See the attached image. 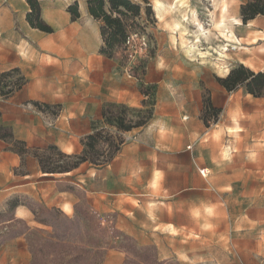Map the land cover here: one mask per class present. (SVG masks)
<instances>
[{
    "label": "rangeland",
    "instance_id": "374dc122",
    "mask_svg": "<svg viewBox=\"0 0 264 264\" xmlns=\"http://www.w3.org/2000/svg\"><path fill=\"white\" fill-rule=\"evenodd\" d=\"M132 1L141 14L128 18L130 34L112 56L101 52L102 22L87 0H40L52 33L28 22L26 0L3 23L5 40L18 36L19 59L0 72H19L0 79L9 89L24 85L0 102L19 100V118L33 132L7 139L21 160L13 169L19 185L0 204V264H264V129L254 133L253 122L240 121L264 108V94L228 91L214 55H188L182 43L195 40L194 19L211 23L207 10L217 22L227 3V19L235 18L237 0H180V13L169 10L162 20L155 0ZM75 2L77 19L69 12ZM182 14L190 23L175 41ZM64 27L83 33L87 53L49 49ZM208 28L211 44L202 40L201 52L220 43L216 24ZM208 98L217 114L206 110ZM195 110L203 124L197 135ZM147 111L151 119L129 131L104 118L120 115L127 124ZM94 126L99 140L90 147Z\"/></svg>",
    "mask_w": 264,
    "mask_h": 264
},
{
    "label": "crops",
    "instance_id": "0c3cea01",
    "mask_svg": "<svg viewBox=\"0 0 264 264\" xmlns=\"http://www.w3.org/2000/svg\"><path fill=\"white\" fill-rule=\"evenodd\" d=\"M247 1L248 0H237L231 6V13L234 15L233 17L238 18L242 22V24H234L233 27V31L237 37L236 39L237 41L236 40L226 41L225 39L218 37L217 39L220 41V43L216 44L215 46L213 45L209 46L210 47L209 52H211L212 50L211 55H214L213 57L214 60L220 63L219 65L220 69H222L226 73H229L231 66L234 63L243 64L256 72L264 71V16L258 15L254 19L250 20L248 22L249 24L243 23L241 16V6ZM18 3L19 0H0V19H2V22H0V69H6L18 64V59H19L18 36L16 35L14 39L5 40L2 34L3 23L11 22L13 15L12 14L13 5ZM36 35L38 38L40 37L39 39H41L42 36L40 34H34L35 39H36ZM225 44H227L228 46H236V49L227 50ZM87 47L84 50V52L81 54H75L74 52H72V50L66 47H60L58 49L64 48L70 54H73L75 56H80L88 51L87 50L89 49L88 41H87ZM209 47H206V49L208 50ZM219 56L222 57L219 58ZM197 95L198 94L195 93L196 100L197 99L199 100L200 95L199 97ZM256 98L259 99V97ZM224 111L226 114H229L227 107H225ZM190 115H191L190 116L191 128L197 135L203 129L202 121L199 119V111L198 110L192 111ZM20 116H23V112L22 109L19 107V100H17L15 97H10L0 102V125L4 127H10L12 129L14 138L16 140L24 141L30 135H32L33 123L31 122L29 125L27 122L26 126L23 125L19 118ZM242 120L245 121V123L253 122L254 127H250L249 129L253 130L254 133L255 132L260 133L264 129V108L262 107V110L259 111L254 109L250 110V115L244 117V119L240 118V121ZM46 133L47 135H49L50 131L47 130ZM69 139L70 138L68 137V139H66V142L67 141L72 142ZM177 139L179 144L178 148L180 149L183 148L181 146L183 144V138L178 137ZM10 145L11 144L7 140L0 138V204L2 203L3 198L5 196L4 192H6L7 190H12L13 188L18 187L19 185L17 181H14L16 179L15 176L13 175V169L19 164L21 157L11 149ZM230 147L231 146H229V149ZM206 170L208 171V175H209L210 169L206 168ZM208 175L206 177H208ZM202 177L204 176L202 175Z\"/></svg>",
    "mask_w": 264,
    "mask_h": 264
},
{
    "label": "trees",
    "instance_id": "16d2710c",
    "mask_svg": "<svg viewBox=\"0 0 264 264\" xmlns=\"http://www.w3.org/2000/svg\"><path fill=\"white\" fill-rule=\"evenodd\" d=\"M30 6V12L27 15L28 22L34 28H38L41 31L52 33L53 29L51 26L46 24L42 19V9L40 0H26ZM87 9L89 14L96 20L102 22L101 33L104 42V47L101 52L113 55L116 47L125 44L129 36L131 24L128 23V18L130 16L135 17L141 14V5L135 3L132 0H87ZM69 12L72 14L74 19L80 17L79 3L75 2L69 6ZM258 15L264 16V0H248L241 6V16L244 23H248L250 20L254 19ZM13 72H19V69H14L12 72H0V78L9 75ZM25 80L24 77H21ZM220 84L226 88L228 91H234L241 87L245 88L246 91L253 95L254 97H260L264 94V71H253L249 67L239 64L235 68H232L228 75L223 78L218 79ZM4 81L0 79V95L8 96L12 94L17 88L24 85V82L19 84L16 88H7L8 85L3 83ZM5 84V85H4ZM7 88V89H6ZM206 110H213L216 114L220 109L212 105L211 99L208 98L205 101ZM148 115L142 117L138 122L132 120L129 123H125V119L122 116H118L115 120L112 118H107L104 112V118L108 124L115 125L121 130L129 131L133 128L145 125L152 117V112L147 111ZM217 117V116H215ZM208 125V121H206ZM6 130V127L0 125V132ZM99 134L96 131V127H93V133L87 136L89 144L87 146H92L98 143ZM0 138L7 140L8 138L16 140L13 135H1ZM24 143L22 141H18ZM20 155L25 153V149L17 151ZM112 157V156H111ZM110 157V159H112ZM110 159L105 160L108 162ZM45 169V167H42ZM47 170V169H45Z\"/></svg>",
    "mask_w": 264,
    "mask_h": 264
},
{
    "label": "bare ground",
    "instance_id": "6f19581e",
    "mask_svg": "<svg viewBox=\"0 0 264 264\" xmlns=\"http://www.w3.org/2000/svg\"><path fill=\"white\" fill-rule=\"evenodd\" d=\"M203 1L204 0H200ZM181 2L180 0H173L170 4L164 2L163 0H155V9L158 13V17L159 18H163V16L165 15V13H167L169 10L170 11H174V12H179L181 11V5L180 3ZM222 4V3H221ZM227 4V3H226ZM224 4L222 6V9H221V19L218 20L217 22L214 20V13L211 11V10H207L209 11V13L207 15L210 16L211 18V23L209 24H204L202 23L200 20H195L192 21L195 22V27L197 28L195 31H194V39L195 40H192V41H188V42H182L183 43V46L185 47V50L187 51L188 55L191 54L193 51L195 50H199V54L205 55V53L207 54H211V52L208 51H202L198 48L199 47V43L202 42V40L205 42H207L208 44H211V34H210V30L208 27H210L211 25H215L216 24V27L219 29V33L217 34V38L220 37V38H223L225 39L226 41L227 40H236L237 37L233 31V27H234V24H242L241 20L237 19V18H231V19H227L228 15H227V12H228V5ZM191 5V4H190ZM185 6V5H184ZM190 9V7H189ZM192 10V9H191ZM188 11V10H186ZM211 11V12H210ZM180 13V12H179ZM187 13V12H185ZM188 14V13H187ZM229 14V13H228ZM194 15H195V11H193V18H194ZM181 17V21H178V22H175L173 24V30L174 33L172 34V38L177 41L178 40V36L176 35L178 29L181 28L182 25H189L190 23V20H189V16L188 15H185V14H182ZM252 22V21H251ZM249 24V23H248ZM237 41V40H236ZM201 44V43H200ZM226 47L228 46L227 44H225ZM60 47H66V48H69L70 50H72V52H74L75 54H81L84 52V50L86 49L87 47V40L83 38V35L80 34L79 32H76L74 31L73 29H70V28H67V27H64V31L57 37V40H55L54 43H52L50 46H49V49L52 50V51H55L57 50L58 48ZM88 48V47H87ZM214 48V47H213ZM225 49V48H224ZM88 50V49H87ZM217 51V50H216ZM87 53V52H86ZM90 54V53H89ZM88 54V55H89ZM193 54V53H192ZM223 54V53H222ZM197 55V54H196ZM193 55H191L192 57ZM203 56V57H204ZM226 56V55H225ZM194 57V56H193ZM222 57V56H221ZM219 56V58H221ZM206 60V59H205ZM89 61V60H88ZM87 64V63H85ZM224 64V63H223ZM75 65V64H74ZM89 65V64H88ZM222 65V63H221ZM86 67V66H85ZM225 67V66H224ZM103 68V67H102ZM108 68V67H106ZM223 68V66H222ZM226 68V67H225ZM228 68V66H227ZM79 72L80 69H78ZM86 70V69H84ZM105 70V69H104ZM108 70V69H107ZM100 71V70H99ZM227 71V70H226ZM83 72V71H82ZM87 72V70H86ZM85 73V72H84ZM91 73V72H90ZM78 74V73H76ZM81 74V73H80ZM89 74V73H88ZM99 74V73H98ZM82 75V74H81ZM86 75V74H85ZM87 76V75H86ZM99 76V75H98ZM104 77V76H103ZM107 78V77H105ZM86 79V78H85ZM104 79V78H103ZM89 80V79H88ZM112 83V82H111ZM79 84V83H78ZM84 84V83H83ZM88 84V83H87ZM82 85V84H81ZM80 85V86H81ZM68 209V208H67ZM23 212V211H22ZM162 212V211H161ZM19 216V215H18ZM21 216V215H20Z\"/></svg>",
    "mask_w": 264,
    "mask_h": 264
},
{
    "label": "built area",
    "instance_id": "2783aa9c",
    "mask_svg": "<svg viewBox=\"0 0 264 264\" xmlns=\"http://www.w3.org/2000/svg\"><path fill=\"white\" fill-rule=\"evenodd\" d=\"M226 49H227V50H228V49L235 50V49H236V46H227ZM200 173H201L204 177H206V176L208 175V171L206 170V168L201 169V170H200Z\"/></svg>",
    "mask_w": 264,
    "mask_h": 264
}]
</instances>
